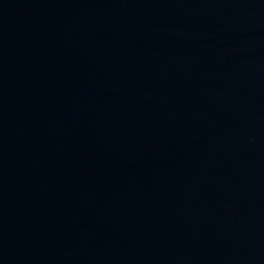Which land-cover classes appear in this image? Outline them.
Returning <instances> with one entry per match:
<instances>
[{
    "label": "water",
    "instance_id": "95a60500",
    "mask_svg": "<svg viewBox=\"0 0 264 264\" xmlns=\"http://www.w3.org/2000/svg\"><path fill=\"white\" fill-rule=\"evenodd\" d=\"M0 264H264V0H0Z\"/></svg>",
    "mask_w": 264,
    "mask_h": 264
}]
</instances>
